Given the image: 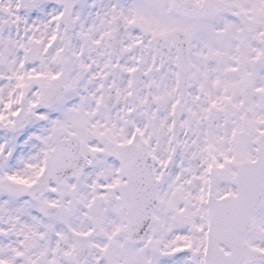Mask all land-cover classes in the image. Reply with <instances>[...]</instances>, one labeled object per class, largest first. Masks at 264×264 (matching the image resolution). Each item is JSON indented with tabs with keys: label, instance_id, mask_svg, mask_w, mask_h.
I'll use <instances>...</instances> for the list:
<instances>
[{
	"label": "snow or ice",
	"instance_id": "6c2138e0",
	"mask_svg": "<svg viewBox=\"0 0 264 264\" xmlns=\"http://www.w3.org/2000/svg\"><path fill=\"white\" fill-rule=\"evenodd\" d=\"M0 264H264V0H0Z\"/></svg>",
	"mask_w": 264,
	"mask_h": 264
}]
</instances>
